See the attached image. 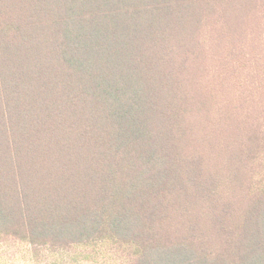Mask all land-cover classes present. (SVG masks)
Masks as SVG:
<instances>
[{"label":"trees","instance_id":"trees-1","mask_svg":"<svg viewBox=\"0 0 264 264\" xmlns=\"http://www.w3.org/2000/svg\"><path fill=\"white\" fill-rule=\"evenodd\" d=\"M10 240L264 264V0H0Z\"/></svg>","mask_w":264,"mask_h":264},{"label":"rangeland","instance_id":"rangeland-1","mask_svg":"<svg viewBox=\"0 0 264 264\" xmlns=\"http://www.w3.org/2000/svg\"><path fill=\"white\" fill-rule=\"evenodd\" d=\"M0 264H123L110 250L95 254L82 251L54 252L44 247H30L10 240L0 244Z\"/></svg>","mask_w":264,"mask_h":264}]
</instances>
